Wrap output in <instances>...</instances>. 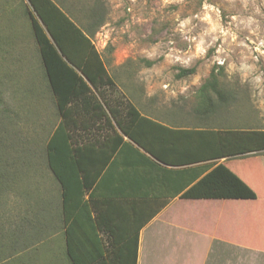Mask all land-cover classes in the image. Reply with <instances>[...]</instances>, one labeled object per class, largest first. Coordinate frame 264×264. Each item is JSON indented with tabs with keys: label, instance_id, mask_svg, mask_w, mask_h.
I'll use <instances>...</instances> for the list:
<instances>
[{
	"label": "rangeland",
	"instance_id": "obj_1",
	"mask_svg": "<svg viewBox=\"0 0 264 264\" xmlns=\"http://www.w3.org/2000/svg\"><path fill=\"white\" fill-rule=\"evenodd\" d=\"M21 1L0 0V73H5L6 64L7 68L22 65L14 71L20 75L34 63L25 61L35 44ZM54 1L66 12L73 5L79 9L98 3ZM100 1L105 22L93 41L116 81L115 87L105 88L110 101L131 102L143 114L171 126L264 131L258 107L264 99L259 94L264 84L253 83L255 75L264 76V0ZM145 61L153 64L148 66ZM245 64L256 69L247 77L242 70ZM39 65L35 59L32 70L41 76ZM218 66L223 67V83L233 92L234 100L217 116L199 120L189 112L198 89ZM193 67L194 74L177 76L180 69ZM9 72L11 77H2L0 82L1 226L19 240L17 259L24 264H52L50 259L60 256L61 250L56 234L45 226L54 213L45 203L53 199L58 207L59 187L47 166L46 142L59 115L50 99L41 94L31 98L23 89L20 92V79ZM26 82L22 80L20 87H26ZM41 83L39 87L45 91ZM225 159L220 163L244 174L259 198L222 202L215 204L216 209L236 213L241 222L229 234L238 244L246 241L257 248L238 249L237 264H264V151ZM191 212L197 215L195 210ZM183 213L189 210L182 207L177 212L178 218L186 221ZM19 224L26 244L16 232ZM6 259L0 263L9 264L11 258Z\"/></svg>",
	"mask_w": 264,
	"mask_h": 264
},
{
	"label": "trees",
	"instance_id": "obj_2",
	"mask_svg": "<svg viewBox=\"0 0 264 264\" xmlns=\"http://www.w3.org/2000/svg\"><path fill=\"white\" fill-rule=\"evenodd\" d=\"M21 3L35 44L25 61L38 60L41 76L32 70L34 63L20 75L14 71L22 65L7 68L6 64L0 82L11 77V70L13 78L20 79V92L50 99L60 118L46 142L47 166L59 187L58 207L53 199L45 203L54 211L45 226L56 234L61 250L60 256L50 259L52 264H137L140 230L177 196L184 200L257 198L224 163L177 170L160 163L188 166L262 152L264 131L171 126L143 114L131 102L110 101L105 88L115 87L116 81L93 41L105 22L102 2L79 9L73 5L69 12L54 0ZM195 71L182 68L177 76L188 77ZM223 78V67L218 66L198 89L192 116L208 119L228 108L234 94ZM22 80L27 81L24 88ZM38 82L45 84V91ZM77 103L91 109L94 124L102 120L107 128L98 148L93 144L86 152L74 145L71 135ZM17 226L26 244L25 232ZM101 232L108 235L107 242ZM12 235L1 226L0 215V261L7 257L9 264H24L17 259L19 240Z\"/></svg>",
	"mask_w": 264,
	"mask_h": 264
},
{
	"label": "crops",
	"instance_id": "obj_3",
	"mask_svg": "<svg viewBox=\"0 0 264 264\" xmlns=\"http://www.w3.org/2000/svg\"><path fill=\"white\" fill-rule=\"evenodd\" d=\"M93 91L96 94L94 89ZM75 107H77L76 112L71 119L74 121L71 122L74 145L83 149V152H86L93 144L98 148V144H101L107 136V128L103 127L102 120L94 124L91 109H88L83 103H77ZM134 145L138 147L136 144ZM139 149L144 152L141 148ZM147 155L154 159L149 154ZM225 160L223 158L178 167L159 163L166 168L177 170L191 166L209 165L214 162L217 164L225 162ZM233 172L242 178L252 190H255L244 174L236 170ZM258 198L257 194L256 199L248 200H184L179 196L171 199L168 205L140 230L137 264H237L238 249L257 248L246 241L245 245L238 244L239 242L232 238V229L236 228L238 222L241 221H238L236 213H231L230 210L223 209V212L220 213L215 204L257 201ZM182 207L189 210V213H183L187 217L186 221L179 219L177 215L178 210ZM190 210H195L197 215L193 216ZM198 216H202L200 220ZM229 232L231 233L229 234ZM100 236L107 242V234L101 232ZM247 244L253 245V248ZM115 248L117 247L115 246Z\"/></svg>",
	"mask_w": 264,
	"mask_h": 264
},
{
	"label": "clouds",
	"instance_id": "obj_4",
	"mask_svg": "<svg viewBox=\"0 0 264 264\" xmlns=\"http://www.w3.org/2000/svg\"><path fill=\"white\" fill-rule=\"evenodd\" d=\"M242 70L245 72L246 77H247V74H251V73H254L256 71L255 66L247 65V64L242 65ZM253 83L255 85H258V86L264 84V76L255 75L253 77ZM259 94L261 96H264V90H261ZM173 95H175V93H173ZM258 107H259V110L261 112V116L264 117V99L259 100Z\"/></svg>",
	"mask_w": 264,
	"mask_h": 264
}]
</instances>
